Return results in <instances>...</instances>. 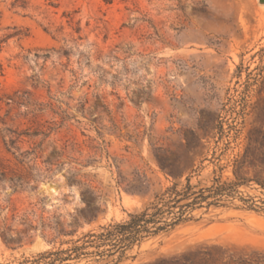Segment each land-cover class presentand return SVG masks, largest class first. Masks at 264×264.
Returning a JSON list of instances; mask_svg holds the SVG:
<instances>
[{"label": "rangeland", "instance_id": "1", "mask_svg": "<svg viewBox=\"0 0 264 264\" xmlns=\"http://www.w3.org/2000/svg\"><path fill=\"white\" fill-rule=\"evenodd\" d=\"M0 166L35 186L0 182V232L22 240L0 235L3 263L80 245L191 176L238 186L61 264H264V1L0 0ZM143 174L147 193L125 190Z\"/></svg>", "mask_w": 264, "mask_h": 264}, {"label": "trees", "instance_id": "2", "mask_svg": "<svg viewBox=\"0 0 264 264\" xmlns=\"http://www.w3.org/2000/svg\"><path fill=\"white\" fill-rule=\"evenodd\" d=\"M41 133L45 137L48 136L46 132L39 130L32 133L26 131L20 132L19 136L26 135L31 137ZM14 143L15 141L12 140V144ZM32 153L34 151H25L20 152V155L27 157ZM53 161L54 159L46 160L49 164H53ZM20 162H23V160L21 159ZM162 168L166 170L163 165ZM31 177V174L26 178L16 173L8 177L7 170L0 166V182L9 181L14 185V190L18 187L22 189L28 187L35 188V186L31 185ZM138 180V185L127 184L124 187L125 190L132 193H147L150 187L147 176L145 174L140 175ZM118 184L122 185L123 181H118ZM237 186L238 182L221 183L219 179H216L212 186L196 189V186L191 183V176L186 178V182L177 179L173 184L155 193L153 199L142 209L131 212L127 220L104 226L103 231L100 233H87L83 238L77 240L79 242L84 239L80 245L75 244L69 248H51L33 257H25L19 264H61L65 261L79 258L84 253L82 251L89 246L100 248L110 243L115 248L121 247L124 249L136 242L141 243L145 238L170 232L177 226L192 220L193 216L189 215L190 210L202 206L205 201L208 202V205H211L218 203L216 201L222 199L223 196H232ZM210 198H213V200H210ZM30 226L36 228L32 224ZM11 231L10 227L5 226L0 235L10 245H21V237H13ZM63 231L65 234H72V232ZM0 264L11 263L0 261Z\"/></svg>", "mask_w": 264, "mask_h": 264}, {"label": "water", "instance_id": "3", "mask_svg": "<svg viewBox=\"0 0 264 264\" xmlns=\"http://www.w3.org/2000/svg\"><path fill=\"white\" fill-rule=\"evenodd\" d=\"M262 1H264V0H262Z\"/></svg>", "mask_w": 264, "mask_h": 264}]
</instances>
